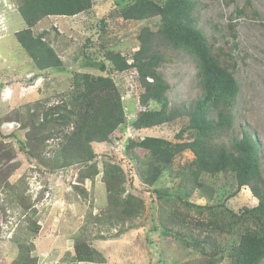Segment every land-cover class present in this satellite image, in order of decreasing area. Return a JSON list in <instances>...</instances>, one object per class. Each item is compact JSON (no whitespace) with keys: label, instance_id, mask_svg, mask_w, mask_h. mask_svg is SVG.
Masks as SVG:
<instances>
[{"label":"rangeland","instance_id":"obj_1","mask_svg":"<svg viewBox=\"0 0 264 264\" xmlns=\"http://www.w3.org/2000/svg\"><path fill=\"white\" fill-rule=\"evenodd\" d=\"M135 1L94 0L91 10L77 16L45 18L34 31L48 32L45 40L54 47L64 65L61 70L41 71L16 39V33L26 27L18 9L20 0H0V128L5 136H0V148L8 143L15 152V156L5 158L4 164H0V177L6 179L0 185V264H12L17 257L14 239L26 225L27 215L40 228L33 253L38 258L37 264H75L73 256L78 240L99 251L105 263L76 264H206L213 245L216 250L227 252L238 244V229L229 233L198 224L211 219L212 213L232 220L231 211L240 213L244 208L257 206L258 200L248 187L236 197L228 198L237 189L233 174L204 175L205 187L192 192L190 210L177 199L179 179L164 175L153 187L142 183L135 167L138 164L130 162L133 158L125 150L127 140L132 139L128 134L132 122L138 111L143 110L139 102L143 89L135 72L110 73L122 94L128 124L110 142L93 144L97 157L89 164L94 163L95 168L79 164L50 173L21 151L20 141H26L23 126L30 106L37 102L46 106L62 102L72 90L77 72L108 75L85 67L84 55L100 60L107 51H118L131 56L139 49L138 35L144 27L159 29L160 18L126 21L121 17L124 9ZM196 1L198 28L207 36L214 54L230 67L240 86L233 112L234 126L219 141L231 147L232 140L241 139L244 133L255 136L260 143L264 177V0ZM161 53L166 62L160 71L171 87L168 96L172 107H193L203 94L193 58L172 48H164ZM186 123L179 119L172 125L143 130L140 137L177 142L176 135ZM56 144L51 143L49 149ZM47 151L48 157H55ZM193 159L191 151L182 153L176 158L174 169H187ZM107 163L123 169L125 196L138 197L144 204L139 217L119 226L110 225L106 217ZM85 175L89 177L84 179ZM22 200L31 206L26 216L22 215ZM186 214L187 221L194 225V235L201 237L200 246L192 238L183 239L191 231L179 220ZM178 232H182L183 238L177 237ZM208 236L211 243L205 240Z\"/></svg>","mask_w":264,"mask_h":264},{"label":"trees","instance_id":"obj_2","mask_svg":"<svg viewBox=\"0 0 264 264\" xmlns=\"http://www.w3.org/2000/svg\"><path fill=\"white\" fill-rule=\"evenodd\" d=\"M93 5L94 0H20L18 9L26 27L16 33V39L39 70H61L64 63L54 47L45 40L48 32L36 34L35 27L45 18L74 17L91 10ZM197 5L196 0H165L164 3L136 0L125 8L121 13L124 20L160 18L159 29L153 31L150 27H144L138 35L139 49L131 56L118 51H107L100 60L84 55L85 67L107 72L108 75L77 72L72 90L62 102L51 106L37 102L30 106L33 108L29 107L25 116L23 127L26 129V141H20L21 151L50 173L79 164L95 168L94 163L89 164L97 157L93 144L110 142L112 136L128 124L122 94L110 73L135 72L143 89L139 99L143 110L138 111L132 122L135 137L127 140L125 150L133 158L130 162L138 164L135 167L139 170L142 183L153 187L164 175L179 179L180 193H177V199L190 210L193 206L189 201L192 192L195 188L205 187L202 181L204 175L233 174L237 189L228 198L236 197L248 187L258 204L244 208L240 213L231 211L232 220L212 213L208 221L198 222L202 228L220 229L221 232L232 233L234 228L239 230L238 244L227 252L216 250L213 245L214 249L206 264H262L264 177L260 143L249 133H244L241 139H233L231 147L219 141L234 126L233 112L238 103L240 86L230 67L214 54L207 36L198 28ZM231 29L235 32L234 26ZM164 48L185 52L195 62L203 94L191 108H175L171 105L168 96L171 87L160 71L166 62L161 53ZM152 104L157 107L152 108ZM179 119L187 123L176 135L177 142L160 137H140L143 130L172 125ZM0 136L5 138L1 128ZM55 142L56 147L49 149L50 144ZM7 144L0 148L1 165L5 158L15 156L14 150ZM46 151L49 154L53 152L55 157H48ZM187 151L193 153V161L185 167L187 169L176 171V158ZM86 176L83 178L86 179ZM5 180V176L0 177V185ZM104 183L109 204L106 217L110 225H123L143 213L141 199L133 195L125 196L126 178L121 167L107 163ZM171 192L174 193L173 189ZM20 203L22 215L26 216L31 206L24 200ZM187 217L188 214L183 215L179 220L191 231L184 238L181 237L182 232H178L177 237L185 241L192 238L194 244L200 246L201 237L194 235V225L187 221ZM32 222V216L27 215L26 225L21 227L14 239L18 255L12 264L38 262L33 253L40 228ZM208 239L211 243L210 236L205 238ZM74 252L75 264L105 263L102 254L88 242L78 240Z\"/></svg>","mask_w":264,"mask_h":264},{"label":"built area","instance_id":"obj_3","mask_svg":"<svg viewBox=\"0 0 264 264\" xmlns=\"http://www.w3.org/2000/svg\"><path fill=\"white\" fill-rule=\"evenodd\" d=\"M128 134H130V136H132V138L135 137V133H134V130H133V129H131L130 132H129Z\"/></svg>","mask_w":264,"mask_h":264}]
</instances>
